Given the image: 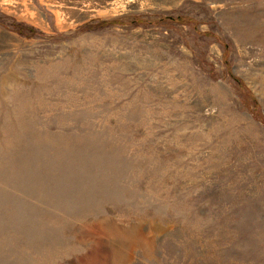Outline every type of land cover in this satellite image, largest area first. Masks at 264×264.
Returning a JSON list of instances; mask_svg holds the SVG:
<instances>
[{
    "label": "rangeland",
    "instance_id": "374dc122",
    "mask_svg": "<svg viewBox=\"0 0 264 264\" xmlns=\"http://www.w3.org/2000/svg\"><path fill=\"white\" fill-rule=\"evenodd\" d=\"M0 264H264V0H0Z\"/></svg>",
    "mask_w": 264,
    "mask_h": 264
},
{
    "label": "trees",
    "instance_id": "16d2710c",
    "mask_svg": "<svg viewBox=\"0 0 264 264\" xmlns=\"http://www.w3.org/2000/svg\"><path fill=\"white\" fill-rule=\"evenodd\" d=\"M12 28L14 29L15 32H17L19 35H36V31L32 28H24L20 25H14L12 24ZM28 31L29 34H26Z\"/></svg>",
    "mask_w": 264,
    "mask_h": 264
}]
</instances>
